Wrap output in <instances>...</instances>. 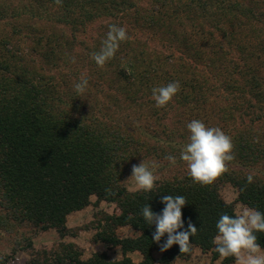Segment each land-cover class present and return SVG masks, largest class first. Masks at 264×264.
Here are the masks:
<instances>
[{
    "label": "trees",
    "instance_id": "trees-1",
    "mask_svg": "<svg viewBox=\"0 0 264 264\" xmlns=\"http://www.w3.org/2000/svg\"><path fill=\"white\" fill-rule=\"evenodd\" d=\"M189 1L204 12L212 0ZM219 2L222 10L224 2ZM138 5L131 0H62V5H57L55 0H28L20 7H12L0 0V20L29 16L80 28L97 17L122 14L124 19L130 20V12L139 14L141 20L143 11ZM164 9L169 10L166 3L152 10L153 13L148 12L150 15L142 18L144 25L137 20L134 30L162 35V17L175 21ZM29 29L47 60L45 63L59 61L60 45L51 40L50 35L43 42L45 35L35 24ZM19 31L22 34L21 29ZM17 52L10 48L0 52V231L29 224L43 230L55 228L64 237L68 233L67 216L90 205L91 196L95 195L99 201L113 203L116 207L114 213L95 214L94 239L119 247L122 254L121 259H111L102 251L82 259L81 250L73 243H62L56 253L34 252L29 264H136L128 255L134 251L142 254V264H174L177 259H189L197 248L211 251L212 258L217 259L220 254L213 240L222 214L235 216L236 202L264 213V131L260 127L263 124L255 126L263 116L259 118L254 114L263 106H243V103L238 106L229 101V107L222 113L214 111L224 121L225 116L230 120L239 118L240 127L246 123L249 126L244 125L232 135L235 159L228 162L227 170L212 185L202 186L192 180L185 162L180 159L181 149L189 142L186 135L149 140L137 131V126L129 123L113 121L102 127L83 123L75 116L76 112L81 113L80 108L71 107L64 97L56 96L51 77L43 78L33 67L22 65V61L15 58ZM192 53L193 65L202 57L197 56L196 51ZM37 75H42V80H38ZM252 79L254 85L264 87V76L252 75ZM249 91H255L253 86ZM260 91L259 88L256 91L258 101L264 97ZM187 94L190 95V91L184 92L183 97ZM204 99L205 91L191 95V101L199 104L198 107ZM245 119L249 120L245 122ZM168 155L176 157L175 165L165 159ZM143 161L158 164L155 175L159 179L151 192H130L125 183L126 174L134 164ZM249 174L254 177L250 184L247 182ZM223 184H231L236 189L234 202L222 196ZM167 195H182L187 200L182 208L184 228L178 231L187 229L189 222L197 227V233L190 238V253L182 254L177 244L161 251L167 233L159 243L155 242L156 226L147 224L142 216V208L147 204L155 213L162 214L165 207L162 197ZM124 227H129L132 234L120 235L118 231ZM255 235L257 243L264 247V232ZM155 251L162 254L158 260ZM233 261L235 257H227L223 264Z\"/></svg>",
    "mask_w": 264,
    "mask_h": 264
},
{
    "label": "rangeland",
    "instance_id": "rangeland-1",
    "mask_svg": "<svg viewBox=\"0 0 264 264\" xmlns=\"http://www.w3.org/2000/svg\"><path fill=\"white\" fill-rule=\"evenodd\" d=\"M131 1L139 3L143 11L141 20L134 12L128 13L130 20L124 19L122 14L97 17L80 28L29 16L0 20V52L7 48L15 53L18 51L15 58L21 60L22 65L42 73L43 76L37 75L38 80H42L41 76L51 77L50 84L56 96L64 97L71 107H79L81 113L76 112L75 116L86 124L102 127L113 121L129 123L137 126V131L149 140L153 137L164 140L167 136L169 140L172 135L189 138L187 124L194 119L209 127L221 128L231 138L244 125L249 126L246 123L240 127L239 118L230 120L225 116L224 121L214 111L222 113L229 107V101L238 106L243 103V106L264 107V97L258 101L256 96L258 88L264 93V87L254 85L252 79V75L264 76V0H212L204 12L189 0ZM219 1L224 2L222 10ZM27 2L5 0L6 6L12 7ZM165 3L169 10L164 11L168 16H174L175 21L162 17V35L144 29L134 30L137 20L144 25L142 18ZM32 24L42 29L43 42L50 35L51 40L60 45L61 53L55 51L60 53L59 61L55 59L50 65L45 63L47 60L36 46L34 34L29 32ZM112 24L125 27L129 39L120 43L114 58L100 68L92 59V53L100 50ZM20 29L22 34H19ZM194 51L202 59L192 65L190 56L193 58ZM82 73L88 79V87L77 97L74 84L79 82ZM174 81L180 84L178 93L167 106L157 108L152 89ZM251 86L255 91H249ZM188 91L190 95L183 97ZM203 91L206 99L198 107L199 104L191 101V95ZM254 114L259 118L263 116L255 126L258 128V124H263L260 127L264 131V108ZM262 161L264 163V159ZM131 174L132 169L125 177L128 187L133 183L126 181ZM221 193L228 202H234L237 197L231 184H223ZM115 207V204L99 201L92 195L90 205L67 216L68 233L64 237L55 228L43 230L29 224L0 231V263L29 264L34 252L56 253L62 243H73L81 250L82 259L102 251L112 259H121L119 247H110L94 239L95 214L101 211L114 213ZM245 207L236 202L237 212ZM118 232L122 236L132 234L129 227ZM132 256L137 258L135 254Z\"/></svg>",
    "mask_w": 264,
    "mask_h": 264
},
{
    "label": "clouds",
    "instance_id": "clouds-1",
    "mask_svg": "<svg viewBox=\"0 0 264 264\" xmlns=\"http://www.w3.org/2000/svg\"><path fill=\"white\" fill-rule=\"evenodd\" d=\"M57 5H62V0H55ZM129 39L125 27L116 24L109 25L106 38L98 52L92 53V59L97 66L103 68L106 63L114 58L121 42ZM75 63V58H72ZM88 87V79L81 74L79 82L74 84L77 97L84 94ZM180 84L178 81L170 82L166 86L154 87L152 99L156 107L167 106L178 93ZM190 132L189 142L183 146L180 159L185 162L189 176L202 186L212 185L226 170L228 162L235 159L234 144L232 138L219 127H209L200 120H192L187 124ZM172 165L177 159L175 156L165 157ZM158 164L153 161L150 165L145 161L139 165H133L132 174L126 181H132L130 192H151L159 179L155 175ZM254 181L253 175L247 176V182ZM165 207L162 214L155 213L149 204L142 208V216L147 224L155 225L153 240L157 243L167 233V240L161 245V251H167L174 244L179 245L180 252L190 253V238L197 233V227L189 222L184 228L182 208L187 200L182 195H167L162 197ZM227 203V202H226ZM218 234L213 243L215 250L221 257H235L236 264H264V251L257 243L256 232H264V213L255 209L243 208L235 216L222 214L216 224Z\"/></svg>",
    "mask_w": 264,
    "mask_h": 264
},
{
    "label": "crops",
    "instance_id": "crops-1",
    "mask_svg": "<svg viewBox=\"0 0 264 264\" xmlns=\"http://www.w3.org/2000/svg\"><path fill=\"white\" fill-rule=\"evenodd\" d=\"M243 205V204H242ZM245 206V205H244ZM262 251H264V247L261 246ZM132 254L137 255V258L134 259ZM128 255L132 258V260L136 264H142L143 256L139 251H134L128 253ZM160 251H155L154 256L156 260H158L161 257ZM112 259V258H111ZM224 257L219 256L217 259L212 258V252H203L199 248L195 249L194 253L189 259H177L174 264H223ZM155 264H160L158 262H155ZM230 264H236V260L233 261Z\"/></svg>",
    "mask_w": 264,
    "mask_h": 264
}]
</instances>
